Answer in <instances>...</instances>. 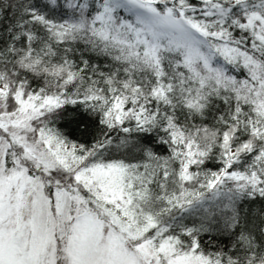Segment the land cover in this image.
Wrapping results in <instances>:
<instances>
[{
    "label": "snow or ice",
    "instance_id": "obj_1",
    "mask_svg": "<svg viewBox=\"0 0 264 264\" xmlns=\"http://www.w3.org/2000/svg\"><path fill=\"white\" fill-rule=\"evenodd\" d=\"M256 199L264 0H0V264H264Z\"/></svg>",
    "mask_w": 264,
    "mask_h": 264
},
{
    "label": "trees",
    "instance_id": "obj_2",
    "mask_svg": "<svg viewBox=\"0 0 264 264\" xmlns=\"http://www.w3.org/2000/svg\"><path fill=\"white\" fill-rule=\"evenodd\" d=\"M122 15H126L125 13H122ZM229 74L235 75L238 79H244L246 77V72L241 69L239 71L233 70L231 66H229ZM72 106H69V109L71 110ZM223 107V106H222ZM80 122L82 124H92L93 122L89 120V117L85 113L80 114ZM207 123L211 124L212 123V118L209 117L208 120L206 121ZM60 126L64 129V131L68 132L69 128H71L70 136L72 139H76L79 141H86L90 139V137L83 135L79 130L76 128L75 122L69 126L64 123H61ZM133 136H136V133L132 134ZM155 150L160 153V154H167V150L165 146L162 145H156L154 144ZM211 167V165H210ZM246 208H250L252 211V214L255 215L256 213H259L260 211L264 210V200L262 199H256L254 202H251L250 204L245 206ZM195 217H189L188 219H194ZM214 237L213 241V246L209 248V250H214V248H222L225 247L226 245L230 248L231 247V241L227 238L226 233H221L219 231H214L211 234V237L208 235H205L204 237V242L205 244L208 243L209 239Z\"/></svg>",
    "mask_w": 264,
    "mask_h": 264
}]
</instances>
